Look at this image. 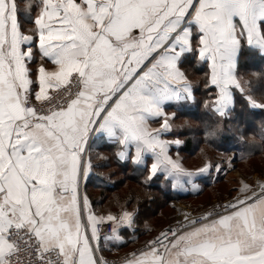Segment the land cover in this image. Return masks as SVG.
Returning a JSON list of instances; mask_svg holds the SVG:
<instances>
[{
  "label": "snow or ice",
  "instance_id": "obj_1",
  "mask_svg": "<svg viewBox=\"0 0 264 264\" xmlns=\"http://www.w3.org/2000/svg\"><path fill=\"white\" fill-rule=\"evenodd\" d=\"M256 58L264 0H0V264H110L157 182L167 203L264 157ZM113 161L140 191L98 211L81 186ZM231 191L118 264H264V168Z\"/></svg>",
  "mask_w": 264,
  "mask_h": 264
},
{
  "label": "rangeland",
  "instance_id": "obj_2",
  "mask_svg": "<svg viewBox=\"0 0 264 264\" xmlns=\"http://www.w3.org/2000/svg\"><path fill=\"white\" fill-rule=\"evenodd\" d=\"M204 148L205 151L213 158H216L219 155L218 153L216 154L214 151H212L207 145H204ZM189 158L190 159L186 161V163L189 166H195L201 162V156L198 155V152H196L195 155ZM105 168L107 170L104 173H101V175L104 174L103 176L107 178H108L107 173H116L115 175H117L120 172L116 170L112 166V164H110L108 167ZM262 168H264V158L259 160L252 158L247 162L245 161L242 162L238 160L236 161V171L228 172L226 176H222V178L217 181H207L208 185L204 186L203 192L197 198L181 199V200L170 199L168 205H166L164 209L158 212L157 214L158 216L152 217L150 221H148L149 222L148 228L151 230L148 237L151 238L153 235L158 233V230L164 229V227L169 225L173 219H176L177 215L175 214V211L178 208V206H184L185 208L187 207L193 211H202L205 208L211 207V205L213 204L223 203V201H227L230 198V196L235 195V192L231 190L236 187V180L239 176L245 175L251 179L255 177ZM114 179H119V178L116 177ZM114 179L111 180L103 179L105 181L104 184L106 182L113 183L114 181H117ZM133 187H135V185ZM177 194L175 193V196ZM102 209L105 208L103 207ZM136 246L135 247L138 248L141 247L142 245L137 244ZM136 248L134 249L130 248V251H133Z\"/></svg>",
  "mask_w": 264,
  "mask_h": 264
},
{
  "label": "trees",
  "instance_id": "obj_3",
  "mask_svg": "<svg viewBox=\"0 0 264 264\" xmlns=\"http://www.w3.org/2000/svg\"><path fill=\"white\" fill-rule=\"evenodd\" d=\"M249 70H252V71L264 70V61H261L258 58L249 61ZM260 118H261V116L257 115L255 119L258 121ZM193 148H194V144L190 142L189 151H186L183 153V155L187 159L186 161H188V159H190L189 157L196 154V152L192 151ZM211 150L214 151L213 149H211ZM262 158H264V157H262L260 154H257L254 157V159H256V160H259ZM111 164L116 170L120 171L118 173V175L120 174V179H118L117 181H114L113 183L106 182L105 185H103L104 184L103 183L102 185L104 187L105 192L100 191L98 198H96V200L100 199V202L103 204L107 203V208L114 202V200L117 197L124 198L126 195H131L133 192H139L140 191V188L138 186L137 181L130 178L133 175V173L131 172V169L121 171L119 168V165L115 161H113ZM104 169H105V167L97 168V169H95V171H97V170L102 171ZM129 170L132 174L129 173ZM120 181H123V183H121ZM94 185L96 188L98 187L97 184H94ZM113 185H115V186H113ZM134 185H135V187H133ZM150 191L154 196L157 197V203L156 204H152V203H145L144 204V212H145L144 219H146L147 221H150V219L152 217H157L158 212L161 211L162 209H164V207L166 205H168V202L170 200L169 199L167 203H164L166 197L160 191L159 187L154 186L150 189ZM168 195L172 197L171 200L172 199L181 200V199H188L189 198V197L187 198V195L186 196H183V195H176L175 196V194H173V193H168ZM99 196H100V198H99ZM92 201H95V199L92 198ZM107 208H105V209H107ZM141 231H143V230L141 229ZM136 233L140 234V230Z\"/></svg>",
  "mask_w": 264,
  "mask_h": 264
},
{
  "label": "crops",
  "instance_id": "obj_4",
  "mask_svg": "<svg viewBox=\"0 0 264 264\" xmlns=\"http://www.w3.org/2000/svg\"><path fill=\"white\" fill-rule=\"evenodd\" d=\"M182 155H183V153H182ZM106 170L107 169L105 168L102 171H100V170L95 171L96 174L93 175L90 178V180L87 183L86 187H85V185L83 183H82V186H81V190L82 191H86L91 200H92V198L95 199V201H93V202H94V206L96 207V209L98 211L102 210L103 207L104 208L107 207V203L103 204V203L100 202V199L96 200V198H98V195H99L100 191L105 192L104 191V187H103V185H105V184H103L105 182L104 180H106V179H110L111 180V179H114L116 177H118L120 179V174L119 175L118 174L117 175H112L111 177H109V173H107L108 174L107 175L108 178L103 176L104 174L101 175V173H104ZM129 173H131L130 170H129ZM114 180H118V179H114ZM94 184H97L98 187L96 188ZM201 185H202V189L204 190V186L208 185V182L207 181L206 182H201ZM155 186L160 188L159 182H157V184ZM203 190L202 191H198V192H189V193H182L181 192V193H178V194L176 193V194L177 195H183V196L187 195V198L189 197L188 199H192V198H197L198 196H200L201 193L203 192ZM169 193L175 194V192H169ZM99 198H100V196H99ZM141 229L143 231H141ZM150 232H151V230L150 231H146L144 225L141 224V226H140V234L129 232V234L126 237L127 242H126V244L124 246L119 247L118 249L114 248L112 250H108V248H105V251H104L103 254H104V256L106 258H108V257L114 258V257H119V256H122V255H125L126 253L131 252L130 248L134 249V248L137 247L136 246L137 244L138 245H143L145 240H149L150 237H148V235L150 234Z\"/></svg>",
  "mask_w": 264,
  "mask_h": 264
},
{
  "label": "built area",
  "instance_id": "obj_5",
  "mask_svg": "<svg viewBox=\"0 0 264 264\" xmlns=\"http://www.w3.org/2000/svg\"><path fill=\"white\" fill-rule=\"evenodd\" d=\"M223 202H225V201H223ZM181 211H193V210H191V209H189V208H185L184 206H178V208L176 209V211H175V214L177 215V217H176V219H178V218H180V212ZM194 212V214L195 213H198V212H200V211H193ZM176 219H173L172 221H171V223L169 224V225H173V224H175V221H176ZM169 225H167L166 227H168ZM165 227V228H166ZM155 235H157V234H155ZM155 235H153L152 237H154ZM151 237V238H152ZM150 238V239H151ZM140 248V247H139ZM124 255H122V256H120V257H114V258H110V257H108L107 259L109 260V262H110V264H112V262H117V264H118V262H119V260H120V258H122Z\"/></svg>",
  "mask_w": 264,
  "mask_h": 264
}]
</instances>
